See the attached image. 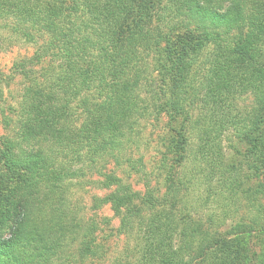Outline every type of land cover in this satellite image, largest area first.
Returning a JSON list of instances; mask_svg holds the SVG:
<instances>
[{
  "label": "trees",
  "instance_id": "obj_1",
  "mask_svg": "<svg viewBox=\"0 0 264 264\" xmlns=\"http://www.w3.org/2000/svg\"><path fill=\"white\" fill-rule=\"evenodd\" d=\"M3 31L44 50L15 72L57 63L24 89L16 137L0 143V264H71L76 245L79 264L103 259L99 223L72 205L91 184L111 190L91 211L110 205L136 242L109 264H249L221 229L244 200L263 216L246 234H264V184L245 183L264 172V0H0ZM162 117L180 124L161 186L132 141Z\"/></svg>",
  "mask_w": 264,
  "mask_h": 264
},
{
  "label": "rangeland",
  "instance_id": "obj_2",
  "mask_svg": "<svg viewBox=\"0 0 264 264\" xmlns=\"http://www.w3.org/2000/svg\"><path fill=\"white\" fill-rule=\"evenodd\" d=\"M11 37L13 36H9L8 33L4 31L0 33V75L4 78L3 82L0 84V143L3 138L16 137V121L18 119L21 95L24 89L32 85L34 81L41 84L45 76L52 73L53 69L56 68L57 63L55 61L52 63L51 60L44 57L39 64L36 63L34 66H31L30 69L25 70L30 71L27 76L21 71L15 72L14 66L17 63L20 64L23 61L29 62L34 58L37 52L41 55L44 50H38V48L32 45H24L20 40H14L17 38ZM41 43H43V41L39 42L38 45L40 47H42ZM197 73L200 77L204 75L203 71H197ZM246 98L247 100L240 102L241 107H249L251 105L248 100L249 97L246 96ZM179 103L182 106L179 107L178 110L184 108V110L190 111L188 101H179ZM178 124L180 123L171 122L168 118L162 117L160 120L150 119L148 122L135 125L132 141L133 151L135 152L133 155L135 159L143 160L146 171L152 176L153 185H156V183L161 185L163 182L158 166L162 162L163 157L165 158L163 159L164 165L166 164L169 167L173 166L174 169L177 165L168 147L176 141L174 130ZM236 142H233L232 145H235ZM245 144L246 143L243 141L237 142L238 151L240 149V151L242 150L244 152L246 150ZM233 153H235V151L231 149L226 152L229 156ZM244 155V153L242 154V152H239L236 158L244 160ZM2 166L3 163L0 160V168H2ZM119 169L120 171H125V166ZM172 176L174 177V171L172 172ZM89 179L95 180L96 176L88 173L86 180L88 181ZM86 180L84 179L83 181L85 182ZM128 183L132 184L136 190L140 192L144 191V184L137 177L128 180ZM245 183L251 187L264 184V172L259 174L257 178L249 179V181ZM110 192L111 190H105L100 185L91 184L78 188L75 195H73V211H77L81 217L86 218V220L87 218L93 217L94 220L99 223L100 230L97 234V243L106 254L101 260L86 259L84 264H109L117 257H121L127 252V249L132 248L136 244L131 238L128 239L120 232L119 229H121L122 226L121 219L115 216L110 205L103 206L97 212L91 211L93 199L104 198ZM242 195L243 194H241V196ZM259 201L264 206V197H262V199L259 198ZM203 212H208V210L200 211V213ZM207 215L208 214H205L203 216ZM256 216L257 211L254 212L251 210L250 206L247 205V201L243 200L241 203H238L237 211L234 213V216H229L226 224L221 229L223 234H228L226 235L228 240L232 241L237 237L244 240L247 256L250 258L249 264H260L261 260H264V234H259L258 232L246 234L247 230H245V228L251 224V221L257 224L263 218V216H261L256 221ZM237 224H240L239 230L232 234L228 233L232 231ZM64 257L69 259L71 264H79L80 261H82L77 252V245L71 247L69 253L65 254ZM125 260L126 259L122 261ZM63 264H67V260L64 261Z\"/></svg>",
  "mask_w": 264,
  "mask_h": 264
}]
</instances>
